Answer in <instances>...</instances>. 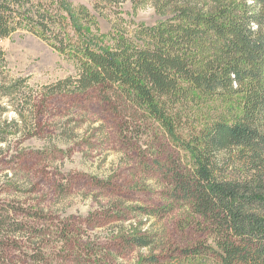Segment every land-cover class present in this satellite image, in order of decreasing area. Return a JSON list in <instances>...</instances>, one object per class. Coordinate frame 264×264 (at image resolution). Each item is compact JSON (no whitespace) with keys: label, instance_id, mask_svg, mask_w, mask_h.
<instances>
[{"label":"trees","instance_id":"trees-1","mask_svg":"<svg viewBox=\"0 0 264 264\" xmlns=\"http://www.w3.org/2000/svg\"><path fill=\"white\" fill-rule=\"evenodd\" d=\"M129 1L163 20L120 19L103 33L96 15L70 0H0V41L20 31L45 41L76 66L50 94L100 89L174 148L158 162L164 194L186 210L182 231L207 239L145 264H264V0ZM21 82L0 47V99L21 93ZM11 105L0 104V145L16 134L4 118ZM155 237L125 243L152 248Z\"/></svg>","mask_w":264,"mask_h":264},{"label":"rangeland","instance_id":"rangeland-1","mask_svg":"<svg viewBox=\"0 0 264 264\" xmlns=\"http://www.w3.org/2000/svg\"><path fill=\"white\" fill-rule=\"evenodd\" d=\"M70 1L90 9L103 33L120 19L163 20L150 4ZM0 47L23 90L0 99L13 105L4 118L16 123L12 141L0 145V264H145L153 255L164 263L207 239L182 231L186 210L164 194L158 162L175 151L154 137L158 126L133 123L100 89L50 94L76 66L33 34L17 32ZM134 234L156 236L157 244L130 247Z\"/></svg>","mask_w":264,"mask_h":264}]
</instances>
